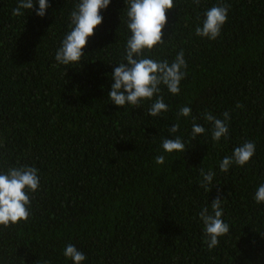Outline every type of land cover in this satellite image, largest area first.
<instances>
[{
	"label": "trees",
	"instance_id": "obj_1",
	"mask_svg": "<svg viewBox=\"0 0 264 264\" xmlns=\"http://www.w3.org/2000/svg\"><path fill=\"white\" fill-rule=\"evenodd\" d=\"M78 2L48 0L41 18L36 0L22 16L12 15L18 0H0V173L29 166L39 176L29 218L0 226V264H72L67 244L85 254L82 264H264V203L254 201L264 183V0H173L149 58L171 63L182 49L186 76L178 94L162 88L168 111L157 117L147 115L155 96L138 108L107 97L130 36L127 0L101 11L80 64L58 65ZM219 4L230 6L220 36L198 37ZM184 106L190 116L178 117ZM225 111L227 137L213 142L204 114ZM173 123L179 132L170 134ZM194 123L205 128L195 138ZM177 135L185 152L165 154L162 140ZM246 141L255 143L250 161L221 173ZM201 168L216 173L208 193ZM217 189L230 232L209 250L198 214Z\"/></svg>",
	"mask_w": 264,
	"mask_h": 264
},
{
	"label": "clouds",
	"instance_id": "obj_2",
	"mask_svg": "<svg viewBox=\"0 0 264 264\" xmlns=\"http://www.w3.org/2000/svg\"><path fill=\"white\" fill-rule=\"evenodd\" d=\"M111 0H79L69 16V31L65 34L56 51L55 60L58 65L68 66L80 64L85 55L83 49L88 39L94 34V29L103 21L101 11L107 9ZM38 8L35 15L43 18L49 7L48 0H36ZM125 3V0H124ZM198 4L199 0H194ZM175 7L173 0H127L126 27L130 36L126 41L124 62L115 66L110 74L113 81L107 97L115 106L122 108L126 104L139 107L143 101L152 100L154 103L148 109L147 115L157 117L162 112L168 111V105L164 103L160 95L162 88L173 95L180 91V81L186 76L187 63L184 52L181 49L175 59L169 63L167 60H154L149 58L151 50L158 44H162L163 29L167 23L166 12ZM229 5L219 4L211 7L204 13L201 25L195 28L198 37L215 40L221 34V29L227 21ZM34 0H18L17 6L12 10L13 16H22L24 11L33 10ZM237 108L242 107L239 103ZM192 112L191 107H181L178 117H188ZM223 119L217 118L210 112L204 114V120L211 125V138L218 142L228 134V121L230 113H222ZM195 119V118H193ZM167 132L175 134L179 132V124L173 123ZM205 128L199 124H193L192 137L203 134ZM165 154L173 152H185V144L180 136L172 139L164 138L161 145ZM165 154L155 158L157 165L165 162ZM255 154V143L246 141L241 146L233 149L231 156H225L219 163V171L227 173L235 164L243 167ZM202 181L200 187L208 193L212 186L213 171L205 172L200 169ZM39 188L38 170L35 167L19 166L10 167L6 172L0 173V226L11 227L20 221H26L29 216L30 196ZM218 195L210 203L209 207L199 212V219L203 225L204 243L209 250L219 244V238L230 232L229 224L222 219L224 200L217 189ZM256 204L264 203V183H261L254 194ZM65 258L72 264H82L86 259L83 252L75 245L67 244L63 251Z\"/></svg>",
	"mask_w": 264,
	"mask_h": 264
}]
</instances>
